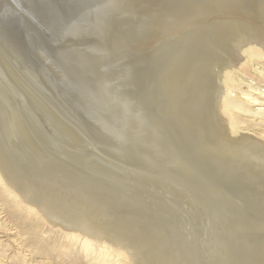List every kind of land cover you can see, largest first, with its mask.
Returning a JSON list of instances; mask_svg holds the SVG:
<instances>
[{
	"label": "bare ground",
	"instance_id": "bare-ground-1",
	"mask_svg": "<svg viewBox=\"0 0 264 264\" xmlns=\"http://www.w3.org/2000/svg\"><path fill=\"white\" fill-rule=\"evenodd\" d=\"M64 1L83 18L52 22L42 0L7 9L45 19L63 65L53 61L58 107L85 118L94 150L122 173L106 185L66 161L79 140L58 118L64 137L44 149L21 113L43 122L46 106L0 64V198L24 212L21 235L47 226L88 264H264V123L244 119L264 120L253 111L264 106V0ZM4 10L0 45L14 58Z\"/></svg>",
	"mask_w": 264,
	"mask_h": 264
},
{
	"label": "rangeland",
	"instance_id": "rangeland-1",
	"mask_svg": "<svg viewBox=\"0 0 264 264\" xmlns=\"http://www.w3.org/2000/svg\"><path fill=\"white\" fill-rule=\"evenodd\" d=\"M10 1L12 3V0ZM42 1L45 2L44 5L46 6V10H47L45 14L48 17V20L52 21L53 19L55 23H58L59 25H63V24L67 25V23L70 24V22L75 21V17H77L76 19L78 20L83 18V17H79L78 16L79 14L72 18V16H70L69 14L71 10H69V7L65 4L64 0H42ZM9 4H10L9 0H2V4L0 6L1 8H3V10L4 9L6 10L7 13L4 10L5 14L13 20L18 30V33H16L17 36L14 35V33L12 32L13 40L12 41L9 40L10 42H12L11 44L9 42L8 43L5 42L9 46L8 49L13 51L15 55L14 58L10 57L5 53L2 46L0 45V57H1L0 64L2 65V63H4L6 66L10 68V70H13L12 72L15 73L17 76H19L18 78L21 79L22 84L27 85L28 88H31V92L35 94L37 101L41 102L46 106V108L43 107L40 108L42 109L41 110L42 113L44 112L43 114L41 113L42 118L41 116L40 118L44 119L48 114L50 115V117L49 116L46 117V119H48L49 121L44 119V121L42 120L43 122L37 123L36 122L38 121L37 119L31 116V114H29L27 111H23L21 113V117L24 120V123L30 129L31 133L36 137V140L44 149L53 150L54 145L52 144L53 143L59 144L58 141H60V137H64L63 131L52 125V122L50 124V121L52 120L56 121L57 120L56 118H58V120L62 122V125L66 124L70 129L75 131L79 140L78 147H76L77 149L74 147L77 159L69 158L67 157V155L63 154L65 160L70 162L72 165H78V167L81 168L82 170L84 168H87L88 166V172L92 178H94L97 181H101L106 185L108 183L114 185L113 183H115V181L117 180L118 175H121L122 173L121 169L117 168V166H114L115 164L112 162L111 165V163L108 160L100 156L96 152V150H94L95 147L92 144L94 143L93 142L94 140H92L93 139L92 135L86 131L89 128L86 123H85L86 125L84 124V121H86L85 118L82 115H81L82 118L79 117L78 113H76L75 110H73L75 113H73L70 110L75 116L71 114L69 111H67L68 113H70L72 117H74V118H70V116L68 117L66 113H63V111L59 109V107H61L64 101V96L63 94H60V92L56 88L57 79L59 77L54 62L56 63L57 67L61 70L63 69V65L61 64L60 60L54 53L55 51L53 49L55 48V46H53L54 40L51 38V34L49 32V29L47 28L48 25L45 22V19L37 18L36 16H33L31 13L25 11L22 8L20 9L16 8V10L14 8L13 10L11 9L12 11H10L7 9ZM93 7L95 8V5H93L92 8ZM60 11H62L64 15H67L73 20L65 18L62 12L60 14ZM56 15L57 16L60 15L59 18L56 19ZM2 35L3 33L0 30L1 38L3 40H6ZM58 43L63 51V54L65 52H67L68 54L69 51L65 49L64 46L66 44L60 42V40H58ZM81 44H82V39L80 40L78 39V44L75 45L77 47H80ZM75 45L73 46L76 47ZM18 55L19 57H17ZM7 60H9V62ZM29 74L31 76H29ZM36 80L42 81L43 85ZM36 84H38L40 87L37 86ZM246 84H252L253 86H255V82L252 80H249ZM45 86L48 87L47 91H44L43 89L45 88ZM261 86H263L261 90L264 91V83H261ZM57 97L62 98V103L58 102ZM262 104H264V102H262ZM82 110L85 113L89 114V112L86 109H82ZM258 110L264 111V106H257L253 109V111L255 112ZM52 112H54V114ZM253 113L254 112L244 113L246 115L244 119H246L249 123L256 125V128H259L260 125L264 123V120L256 119L257 116H254ZM43 115H45L44 118ZM54 115L55 117H53ZM44 124H46V126ZM50 125L53 127L51 128ZM79 127L80 130H78ZM44 128L47 130H44ZM82 132L84 133V135ZM80 154L82 156H80ZM90 167L92 170L90 169ZM107 177L109 178L107 179ZM145 199L147 200V202H143V203H146V205H148L147 203L150 200H148L147 197H145ZM11 203L12 201L8 202L0 198V264H88L89 256L83 253L82 250H80L75 243H69L67 238H65L60 234H55L51 232L49 228H47V226L44 227L43 229H38L37 227L36 233L34 234L29 233L25 235L23 234L22 236L19 231L20 230L22 231L23 229V227H21L20 225L21 224L20 221L23 219L24 212L22 211L19 212L18 210L13 208ZM13 212H17L18 219H14V217L13 218L11 217V214ZM161 220L163 221L162 218ZM27 223L30 225V228H34L35 225L40 224L39 220L35 217L30 218V221ZM33 242H36V244L33 245ZM37 243L39 245V248H35Z\"/></svg>",
	"mask_w": 264,
	"mask_h": 264
}]
</instances>
